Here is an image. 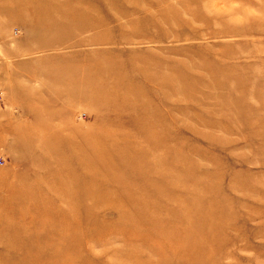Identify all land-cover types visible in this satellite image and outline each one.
Returning <instances> with one entry per match:
<instances>
[{
  "label": "rangeland",
  "instance_id": "1",
  "mask_svg": "<svg viewBox=\"0 0 264 264\" xmlns=\"http://www.w3.org/2000/svg\"><path fill=\"white\" fill-rule=\"evenodd\" d=\"M0 264H264V0H0Z\"/></svg>",
  "mask_w": 264,
  "mask_h": 264
}]
</instances>
